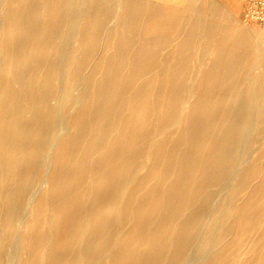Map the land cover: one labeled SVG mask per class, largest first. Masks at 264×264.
Here are the masks:
<instances>
[{"label":"bare ground","instance_id":"6f19581e","mask_svg":"<svg viewBox=\"0 0 264 264\" xmlns=\"http://www.w3.org/2000/svg\"><path fill=\"white\" fill-rule=\"evenodd\" d=\"M242 1L0 0V250L7 239L16 188L26 180L38 145L59 126L46 156L48 167L27 203L28 214L35 219H24L17 253L9 264H35L29 261L36 259L32 252L39 246L35 226L44 215L43 197L56 187L65 188V196L49 213L51 221L59 215L58 236L54 250L45 249L44 260L77 263L76 241L80 240V251L86 252L84 264H99L123 234L117 221L130 219L128 207L136 188L128 179L144 165L147 147L155 137L165 140L169 130L183 126L191 127L190 146L181 154L177 145L185 133L174 140L171 152L178 153L170 156L165 172L176 165L179 172L167 186L165 207L157 216L137 210L143 224H153L140 231L139 239L147 241V247H134L130 239L116 253L128 248V264H215L223 249L219 244L236 220H251L264 211L262 204L245 217L247 203L264 192V180L248 198L240 196L249 178L260 170L257 162L264 157V136L247 159L238 160L235 153L249 113L264 108V27L245 23ZM64 20L71 23L74 35L60 46L55 33ZM121 26L127 27L128 38L120 51H134L128 56L132 68L123 87L129 90L138 79L144 81L135 94L128 92L124 119L130 131L124 134L122 147L121 139L117 141L115 157L99 158L89 176L81 162V180L87 176L96 191L90 197L93 208L80 214L79 190L72 198V185L65 180L57 184L60 155L74 137L72 130L81 121L77 116L86 107L89 90L97 89L96 75L107 57L103 53L113 48ZM54 58L61 59L58 67L52 65ZM107 77L106 89L111 73ZM118 91L124 103L126 93ZM110 123L106 115L87 149L101 142ZM158 144L152 147V161L160 154ZM242 199L244 204L239 203ZM69 201H74L73 211L67 209ZM136 216L132 215L134 221ZM261 253L257 264H264V246Z\"/></svg>","mask_w":264,"mask_h":264},{"label":"rangeland","instance_id":"374dc122","mask_svg":"<svg viewBox=\"0 0 264 264\" xmlns=\"http://www.w3.org/2000/svg\"><path fill=\"white\" fill-rule=\"evenodd\" d=\"M247 5L248 0H243L240 5L245 23L250 25L252 23L256 24L257 28L260 29L261 27H264V22L250 20L246 16ZM73 35L74 29L71 27V23L67 20H64L59 24L57 28V31L55 33V41L56 43H60V46H62L65 42L71 41ZM127 36V27H119L115 36L117 42L115 43V45H113V48L111 50L103 53L106 54L107 59L105 58V60L103 61L100 71L96 75V80L94 79L95 83L97 84V89H95L94 87V90H89L88 96L84 103L86 107L77 116V120L80 117V122L83 123V126L80 129V122L75 125L72 130V133H74L72 136L74 137L70 138V141L67 140V146L62 150L60 155V160L63 161L62 164L58 167L59 170L57 171V184H59L61 180H65L66 183L72 185V198H75V194L77 190H79V194L81 195L79 196L82 199L79 212L80 214L90 212V209L93 208L90 197L92 196L91 192H93V190L96 191L95 182H93L89 178L87 179V176H85L86 179L83 178L81 180V171L83 169L81 168V162L86 164V170H88L86 174L89 176V172H91L92 170V165L99 158H106L105 155H109L113 158L115 157V155L117 154L116 148H119V144L117 143V141L121 139L122 147L123 143L125 142L124 134L127 131L129 134L130 131V127H128L124 119L125 115L128 114V92L130 93V95L135 94L137 89L142 87L141 85L144 81V78L138 79L137 81H135V83L132 84V86L129 87V90L128 86L123 87V82L124 80H126V75L132 68V64L128 62V56H132L134 54V51L132 50L133 48H129V50L128 48H125L124 51H120L122 47H125L123 46V44L126 38H128ZM256 39H259V37H257ZM51 40V38H48L46 41L50 43ZM60 58L57 60H55L56 58H54L56 62H52L53 67H58L57 64L59 63L58 61H61ZM120 58L122 59V61L120 64H118L117 62ZM44 64V67L46 68V61L44 62ZM248 69L251 70L250 67ZM111 70L112 72H110ZM109 73H111L112 77L109 83L107 81L108 89H106L104 88L105 82H103V80H109V77L106 78V75ZM153 83L158 86L156 80H154ZM150 87L152 88V85ZM119 88L123 89L126 93V97L124 96V98L126 99L124 103L122 102V100L119 101ZM109 105H111V108L108 107ZM120 105L122 106L120 107ZM102 108L105 109L102 110ZM106 115H108L109 119H111V123L113 122L112 124L110 123L107 134L95 148L87 149V144L91 139L95 137L94 133L98 129L97 125L100 124L101 126V124L104 123ZM94 116H97L96 120L94 119ZM58 127L59 126L56 124V127L54 128L52 134L48 136V138L45 140V143L38 145L39 152L32 164H30L29 169L25 174L26 180L19 183L16 188L15 198L10 211V224L6 227L7 239L0 250V264H9L14 259L17 253L21 234L23 233L24 219H35L34 215L29 216L27 203L29 201L30 195L39 188L42 179V173H44L46 171V167H48L45 165L46 156L50 151L49 148L53 143V134L58 130ZM182 133H185L186 138L182 139V141L178 143L177 147L179 151H182L181 154H184L187 152V149L190 146V137L192 136V130L189 125L187 127L183 126L182 128L169 130L167 133L168 135L165 137V140L162 136L155 137L153 143H151L150 146L147 147L146 155H148V158L145 157L144 165H142V167L135 173V175L129 177L128 179V182L131 185L133 184L136 188V190L133 192L131 203L128 207V215H130V219L127 216L125 220L120 219L117 221L116 227L117 229L121 228L123 230V234H119V240L117 241L116 245L111 251L106 253L108 254L106 257H102L100 259L99 264H128L130 260L128 248L123 252L116 253L118 249L126 243L132 242L134 247H147V243H145L147 241L139 239L140 231L145 230L147 226L150 228L153 227V224H143L142 221H140L136 216L137 210L138 207H140L139 210H141L144 214L145 212L148 213L152 211L151 213L157 216L158 213H160L165 207L168 201L167 195L169 194L167 186L170 182H172L174 177H176L179 172L177 165L175 167L176 169L170 170L169 172H165V169L168 165L167 161L170 156H176L175 153H178H172L171 150L176 144L174 140ZM239 135L240 137L235 152L236 157L238 158V160L247 159V156L250 153H255V148L261 142L264 136V108H258L252 110L249 113L247 122L243 129L239 132ZM158 142V146L160 145V154L156 156V158H153L152 161L150 160V155H152L153 152L152 147H154V144H157ZM87 150L89 151L86 153ZM257 163L261 166L260 170L256 172L258 174L255 173L256 175L254 174L253 176H251L248 180L247 190H243L242 192H240V196L244 200L248 198L249 192L259 182L264 180V157L260 158ZM66 172L67 175L65 174ZM75 186L78 189H76ZM64 189L65 188L61 189L60 187H56L48 191L47 195L43 197L44 215H42V219L35 226L37 234L36 241L39 243V246L37 250L32 252V255H34L33 253L36 252V259H30V262L33 261L35 264H47L46 260H44L43 257L47 252H45V249L47 247H51L52 250H54L55 248V242L58 236V233H56V223L59 215L56 213L55 217H53V221H51L49 213L53 210L54 204H58L60 202V199L65 196ZM216 191H218V189ZM215 192L213 193V195L216 194ZM127 196L128 195L126 193L120 200L125 202ZM239 203L244 204L245 201ZM262 204H264V192L254 197L252 202L247 203V205H249V209L247 210L245 217L247 215H250L252 212H256L259 206H261ZM120 205L122 206V204ZM67 209L69 211H73L75 209L74 201L67 202ZM133 214H135L136 216L135 221L132 217ZM146 218L147 217L145 216V219ZM146 220H149V218ZM152 221H154V218H152ZM263 222L264 211L260 210L258 211L254 219L248 220L246 218H238L232 226L230 234L224 236V239L222 238L223 244L219 245L221 248L223 247V249H221L218 258H216L215 264H257V260H259V257L262 254L261 251L264 246ZM238 227L240 229H238ZM84 232L85 227L81 231L82 240H84L86 236L84 235ZM130 239L132 240L129 242ZM76 243L77 246L80 247V249L78 247V251L75 257V261H77V263L75 264H84L83 259L86 256V252L80 251L82 245L80 240L76 241ZM153 244L156 245V242H154ZM156 247L158 248V246ZM199 254H201V251L194 252L193 255L198 256Z\"/></svg>","mask_w":264,"mask_h":264},{"label":"built area","instance_id":"2783aa9c","mask_svg":"<svg viewBox=\"0 0 264 264\" xmlns=\"http://www.w3.org/2000/svg\"><path fill=\"white\" fill-rule=\"evenodd\" d=\"M246 16L250 20L264 22V0H248Z\"/></svg>","mask_w":264,"mask_h":264}]
</instances>
